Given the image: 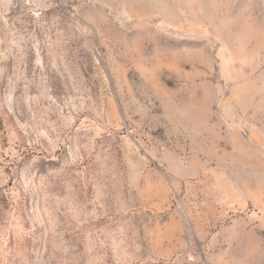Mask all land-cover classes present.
<instances>
[{"label": "rangeland", "instance_id": "obj_1", "mask_svg": "<svg viewBox=\"0 0 264 264\" xmlns=\"http://www.w3.org/2000/svg\"><path fill=\"white\" fill-rule=\"evenodd\" d=\"M0 264H264V0H0Z\"/></svg>", "mask_w": 264, "mask_h": 264}]
</instances>
